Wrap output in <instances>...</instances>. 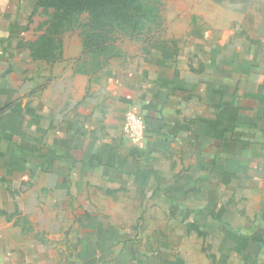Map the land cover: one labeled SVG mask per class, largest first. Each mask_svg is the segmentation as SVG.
<instances>
[{"label": "rangeland", "instance_id": "374dc122", "mask_svg": "<svg viewBox=\"0 0 264 264\" xmlns=\"http://www.w3.org/2000/svg\"><path fill=\"white\" fill-rule=\"evenodd\" d=\"M60 1L0 0V135L9 139L0 142L17 150L0 156V226L4 249L13 248L3 258L19 264H264L263 246L235 252L240 243L252 246L240 236L252 229L253 205L240 196L245 191L236 197L227 190L222 219H213L217 215L172 204L169 181L166 189L155 188L149 176L114 173L102 164L114 132L138 155L144 137L134 143L125 121L130 113L141 117L138 102L152 92L151 77L169 84L178 71L198 77L227 58L264 52V0H141L138 27L112 39L106 51L86 47L79 30L50 20L48 4L58 8ZM59 87L83 94L81 103L66 108L84 110L79 128L95 137L89 154L99 152L97 166L91 158L67 156L78 152L67 146L42 155L49 138L64 143L73 136L61 132L64 103L48 101ZM119 91L132 103L116 130L108 114ZM134 160L135 172L141 164Z\"/></svg>", "mask_w": 264, "mask_h": 264}, {"label": "crops", "instance_id": "0c3cea01", "mask_svg": "<svg viewBox=\"0 0 264 264\" xmlns=\"http://www.w3.org/2000/svg\"><path fill=\"white\" fill-rule=\"evenodd\" d=\"M227 59L229 63L220 65L217 62L216 68L207 69L198 77L178 71L169 84L162 77L161 81L157 76L151 77L155 81L148 90L152 92L138 102L145 124V136L138 155L133 157L126 150L120 133L114 132L105 143L102 164L114 173L149 176L155 188L166 189L163 183L169 181L174 190L169 193L175 199L172 204L190 205L200 215H217L210 216L213 219H222L221 208L224 211L228 203L227 190H236V197L238 191H245L240 196L249 198L253 205L252 229L248 233L240 232V236L248 238L252 246L245 248L240 243L235 252L247 254L250 251L252 254L258 245L264 247V52L254 48L246 55ZM111 99L115 107L108 116L114 128L119 130L120 120L132 103L131 97L119 91L112 94ZM48 101L53 106L56 101L60 106L64 103L67 115L63 116L65 111L59 115L64 117L66 126L61 132L73 136L66 137L64 143L49 138L53 142L44 145L49 150L43 152V157H52L51 150L61 151L67 146L69 150L78 151L75 154L68 152L67 156H75L80 161L91 158L89 163L97 166L99 152L95 150L89 154L95 137L83 135L86 129L79 128L78 120L84 110L75 107L71 111L72 105L66 108V103L67 106L72 101L81 103L82 92L71 95L59 87L52 98L49 94ZM109 123V120L105 121L106 126ZM0 137L9 140L6 134ZM3 145L0 142V156L12 157L17 153L12 142L5 148ZM133 159H138L141 164L135 172L132 164L137 161ZM255 205L258 206L256 209ZM3 235L0 226V264H19L10 255L3 258L4 252L12 254L13 249L11 245L4 249ZM146 263L156 264L150 259L143 264ZM127 264L131 262L127 260Z\"/></svg>", "mask_w": 264, "mask_h": 264}, {"label": "trees", "instance_id": "16d2710c", "mask_svg": "<svg viewBox=\"0 0 264 264\" xmlns=\"http://www.w3.org/2000/svg\"><path fill=\"white\" fill-rule=\"evenodd\" d=\"M58 8L50 13V20L77 29L83 44L90 49L106 51L118 36L127 35L130 26L139 25L141 0H61ZM63 9L59 11L60 8ZM119 29L116 34L112 25ZM123 32V34H122ZM154 48L166 52V48L154 44Z\"/></svg>", "mask_w": 264, "mask_h": 264}, {"label": "built area", "instance_id": "2783aa9c", "mask_svg": "<svg viewBox=\"0 0 264 264\" xmlns=\"http://www.w3.org/2000/svg\"><path fill=\"white\" fill-rule=\"evenodd\" d=\"M125 130L134 143L140 144L145 134L143 119L136 114H128L125 121Z\"/></svg>", "mask_w": 264, "mask_h": 264}]
</instances>
